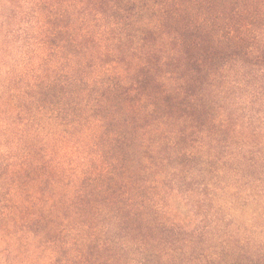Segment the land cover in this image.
<instances>
[{
  "label": "trees",
  "instance_id": "obj_1",
  "mask_svg": "<svg viewBox=\"0 0 264 264\" xmlns=\"http://www.w3.org/2000/svg\"><path fill=\"white\" fill-rule=\"evenodd\" d=\"M0 264H264V0H0Z\"/></svg>",
  "mask_w": 264,
  "mask_h": 264
}]
</instances>
